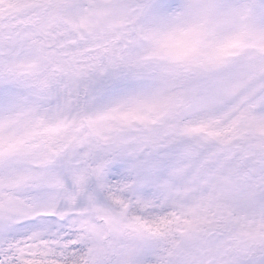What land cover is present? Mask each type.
<instances>
[{"label":"snow or ice","instance_id":"6c2138e0","mask_svg":"<svg viewBox=\"0 0 264 264\" xmlns=\"http://www.w3.org/2000/svg\"><path fill=\"white\" fill-rule=\"evenodd\" d=\"M0 264H264V0H0Z\"/></svg>","mask_w":264,"mask_h":264}]
</instances>
